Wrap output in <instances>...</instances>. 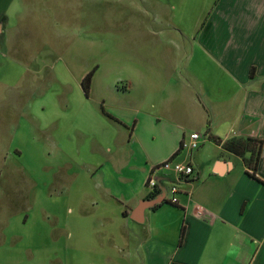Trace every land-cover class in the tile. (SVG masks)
Returning <instances> with one entry per match:
<instances>
[{
  "label": "crops",
  "instance_id": "0c3cea01",
  "mask_svg": "<svg viewBox=\"0 0 264 264\" xmlns=\"http://www.w3.org/2000/svg\"><path fill=\"white\" fill-rule=\"evenodd\" d=\"M208 3L187 24L170 22L162 7L149 10V22L128 24V56L142 67L127 66L101 92L98 66L90 69L85 101L44 124L50 152L84 149L93 160L83 163L92 182L43 196L51 208L65 198V253L103 256L105 264L115 254L128 264H264V0ZM191 132L204 138L195 150L184 146ZM233 138L260 141L254 172L224 148ZM148 176L159 190L153 198ZM172 185L175 205L162 201L144 209L141 222L131 218L140 200L164 193L170 202ZM73 216L80 229L67 224Z\"/></svg>",
  "mask_w": 264,
  "mask_h": 264
},
{
  "label": "rangeland",
  "instance_id": "374dc122",
  "mask_svg": "<svg viewBox=\"0 0 264 264\" xmlns=\"http://www.w3.org/2000/svg\"><path fill=\"white\" fill-rule=\"evenodd\" d=\"M208 4V0H0V264H90L96 257L105 264L103 256L64 251L65 198L57 197L51 208L43 196L48 188L92 182L83 163L93 160L84 149L72 157L50 152L43 126L63 113L62 106L75 109L77 102L85 101L76 81L90 69L98 66L101 92L115 74L126 76L128 67H142L128 56L133 49L128 24L149 22V10L155 7L167 9L170 22L187 24ZM122 57L125 68L117 73L120 63L114 59L121 62ZM123 81L117 86L121 88ZM75 217L67 224L80 229L76 224L80 217ZM73 237L72 243L78 245L79 236ZM127 257L112 255L110 264H128Z\"/></svg>",
  "mask_w": 264,
  "mask_h": 264
},
{
  "label": "trees",
  "instance_id": "16d2710c",
  "mask_svg": "<svg viewBox=\"0 0 264 264\" xmlns=\"http://www.w3.org/2000/svg\"><path fill=\"white\" fill-rule=\"evenodd\" d=\"M92 76H93V72L90 71L81 80V87L85 95H87V91L91 86ZM223 146L232 153L238 155L239 157H242L245 165L249 167L252 170V172L256 170V166L259 161L260 141L251 138H233L225 141ZM158 194H159V190L156 189V187H154L149 197L153 198ZM163 201L171 205H175L174 203L172 204L169 201L168 202L166 200ZM182 233H183V229L181 230L180 238L183 235Z\"/></svg>",
  "mask_w": 264,
  "mask_h": 264
},
{
  "label": "built area",
  "instance_id": "2783aa9c",
  "mask_svg": "<svg viewBox=\"0 0 264 264\" xmlns=\"http://www.w3.org/2000/svg\"><path fill=\"white\" fill-rule=\"evenodd\" d=\"M201 139L204 140V138H203V136L201 134H199L198 132H191L188 135V141L186 143L184 142V146L188 147L190 150H195L201 144L200 143ZM161 166H163L164 168H170L171 167L178 174H190L192 172L191 166L186 165V164L164 162ZM146 185L149 188L156 187V181H155L154 177L148 176L146 178ZM177 191L178 190H177V186L176 185H172L170 187V192L172 194L170 202H172V203H176L177 202V199L174 196V194Z\"/></svg>",
  "mask_w": 264,
  "mask_h": 264
},
{
  "label": "water",
  "instance_id": "95a60500",
  "mask_svg": "<svg viewBox=\"0 0 264 264\" xmlns=\"http://www.w3.org/2000/svg\"><path fill=\"white\" fill-rule=\"evenodd\" d=\"M164 193L161 196L154 199H143L140 200L136 208L131 213V218L137 222H141L143 220V211L146 208L152 207L156 204L161 203L164 200Z\"/></svg>",
  "mask_w": 264,
  "mask_h": 264
}]
</instances>
